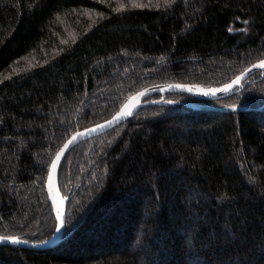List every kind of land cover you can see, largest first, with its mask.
Here are the masks:
<instances>
[{
	"label": "trees",
	"instance_id": "1",
	"mask_svg": "<svg viewBox=\"0 0 264 264\" xmlns=\"http://www.w3.org/2000/svg\"><path fill=\"white\" fill-rule=\"evenodd\" d=\"M263 59L264 0H0V236L55 234L46 181L75 132L147 87H220ZM149 100L166 103L65 157V239L0 246V264H264V74Z\"/></svg>",
	"mask_w": 264,
	"mask_h": 264
},
{
	"label": "water",
	"instance_id": "2",
	"mask_svg": "<svg viewBox=\"0 0 264 264\" xmlns=\"http://www.w3.org/2000/svg\"><path fill=\"white\" fill-rule=\"evenodd\" d=\"M261 61H264V59ZM261 61L256 62L255 64L247 68L243 73L235 77L232 81L220 87L206 88V87H198L189 84H160V85L147 87L135 93L131 97H129L128 100L124 103V105L120 108V110L112 116V118L102 123L75 132L57 152L50 166L46 181L47 195L57 220V230L55 234L52 236V238L43 242H31V241L23 240L19 237L0 236L3 238L2 240H0V246H13V247L26 248V249L45 250L47 248H51L59 245L65 239L64 233H65L66 214H67V199L63 198L59 188V183H58L59 171L68 153L74 147L79 145L81 142L99 136L109 130H112L113 128L117 127L118 125L122 124L127 119L132 117L138 110H140L144 106L154 105V104H165L166 102H163V100H158V101L149 100V98L157 94L165 95L167 93H186L198 99H203V100H215L232 95L237 91L241 90L245 82L248 80V78L251 77L253 74L259 71H261L262 74H264V68L253 67L254 65L259 64ZM238 77H240L241 79L239 80L238 83H236L235 81L237 80ZM229 85H231V87H228ZM190 106L194 108H200V109L203 108V109L217 111L214 108H209L204 105L192 104ZM246 109L247 108H243V107H231V108L218 109V110L244 111ZM123 111H128L131 114L121 115ZM74 137L75 139H73ZM58 155H59V159H57ZM53 164L56 165L54 173L52 170ZM61 220L63 221V224H61ZM12 238L19 239L22 242L13 243Z\"/></svg>",
	"mask_w": 264,
	"mask_h": 264
},
{
	"label": "snow or ice",
	"instance_id": "3",
	"mask_svg": "<svg viewBox=\"0 0 264 264\" xmlns=\"http://www.w3.org/2000/svg\"><path fill=\"white\" fill-rule=\"evenodd\" d=\"M164 2L167 3V4H171V3H174L175 0H164ZM142 6H143V5L133 4V7H142ZM253 67L264 68V61H261L259 64L254 65ZM240 79H241V78L238 77L237 80H236L235 82L238 83ZM228 87H231V85H229ZM130 114H131V113L128 112V111H123V112L121 113V115H130ZM118 118H119V117H118ZM73 139H75V137H74ZM57 159H59V155L57 156ZM55 168H56V165L53 164V166H52L53 173L55 172ZM61 224H63V221H62V220H61ZM2 239H3V238L0 237V240H2ZM12 242H13V243H21L22 241H20L19 239H16V238H12Z\"/></svg>",
	"mask_w": 264,
	"mask_h": 264
},
{
	"label": "rangeland",
	"instance_id": "4",
	"mask_svg": "<svg viewBox=\"0 0 264 264\" xmlns=\"http://www.w3.org/2000/svg\"><path fill=\"white\" fill-rule=\"evenodd\" d=\"M192 104H195V103H192Z\"/></svg>",
	"mask_w": 264,
	"mask_h": 264
},
{
	"label": "bare ground",
	"instance_id": "5",
	"mask_svg": "<svg viewBox=\"0 0 264 264\" xmlns=\"http://www.w3.org/2000/svg\"><path fill=\"white\" fill-rule=\"evenodd\" d=\"M211 88V87H210Z\"/></svg>",
	"mask_w": 264,
	"mask_h": 264
}]
</instances>
